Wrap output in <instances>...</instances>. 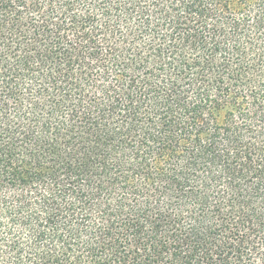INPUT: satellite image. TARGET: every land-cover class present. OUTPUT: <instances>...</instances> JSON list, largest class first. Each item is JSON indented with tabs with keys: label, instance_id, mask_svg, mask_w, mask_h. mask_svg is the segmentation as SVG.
Segmentation results:
<instances>
[{
	"label": "trees",
	"instance_id": "trees-1",
	"mask_svg": "<svg viewBox=\"0 0 264 264\" xmlns=\"http://www.w3.org/2000/svg\"><path fill=\"white\" fill-rule=\"evenodd\" d=\"M0 264H264V0H0Z\"/></svg>",
	"mask_w": 264,
	"mask_h": 264
}]
</instances>
